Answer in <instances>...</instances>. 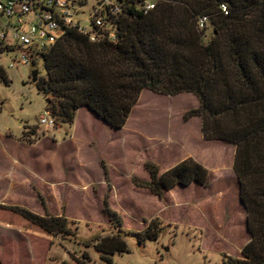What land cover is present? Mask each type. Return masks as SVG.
<instances>
[{"label":"rangeland","instance_id":"rangeland-1","mask_svg":"<svg viewBox=\"0 0 264 264\" xmlns=\"http://www.w3.org/2000/svg\"><path fill=\"white\" fill-rule=\"evenodd\" d=\"M93 3L75 16L85 27ZM211 30L208 24L206 37ZM13 55L0 54V264H221L224 256L242 257L251 234L233 171L235 146L203 136L201 118L187 115L198 107L195 95L144 89L119 129L86 107L71 125L60 124L31 81L34 69L36 79L45 75L42 61L9 67ZM44 112L54 117L53 128L37 125ZM186 158L207 170L206 186H174L158 197L138 185L149 181L145 161L161 174ZM36 190L51 214L73 222L74 238L47 235L4 207L43 215ZM105 198L121 218L127 252L107 255L97 245L118 233L102 213ZM146 229L161 231L139 243L137 233Z\"/></svg>","mask_w":264,"mask_h":264},{"label":"trees","instance_id":"trees-1","mask_svg":"<svg viewBox=\"0 0 264 264\" xmlns=\"http://www.w3.org/2000/svg\"><path fill=\"white\" fill-rule=\"evenodd\" d=\"M150 1L154 8L145 12L143 0H118L121 12L111 21L114 40L110 31L90 41L76 29L63 27L53 45L33 51L31 66L40 59L45 71L34 86L49 98L58 123L71 125L76 110L86 107L115 129L124 126L144 89L195 95L198 107L187 115L201 118L203 136L235 146L233 171L251 234L242 257L224 256L221 264H264V0ZM220 4L226 5L227 14L220 11ZM201 16H208L212 27L207 37L206 28H197ZM0 76L6 78L1 67ZM101 166L107 179L103 161ZM144 168L149 181L138 185L158 197L163 189L208 183L207 170L192 158L161 174L149 160ZM36 192L43 215L23 206L4 207L47 235L74 238L73 222L51 214L44 196ZM102 213L118 233L102 238L97 243L100 251L127 252L121 218L106 198ZM160 231L146 229L137 233V240H155Z\"/></svg>","mask_w":264,"mask_h":264},{"label":"built area","instance_id":"built-area-1","mask_svg":"<svg viewBox=\"0 0 264 264\" xmlns=\"http://www.w3.org/2000/svg\"><path fill=\"white\" fill-rule=\"evenodd\" d=\"M87 1L81 4L80 0H0V54H14L8 66H31L33 51L53 45L63 27L76 29L90 41H96L110 31L111 40H114L111 21L121 12L118 0H93L84 19L89 27H85L75 16ZM141 8L146 12L154 8V3L143 0ZM219 9L223 14L228 12L225 4H220ZM208 22V16L199 17L197 28H206ZM55 123L54 117L44 112L37 125L47 129L53 128Z\"/></svg>","mask_w":264,"mask_h":264},{"label":"water","instance_id":"water-1","mask_svg":"<svg viewBox=\"0 0 264 264\" xmlns=\"http://www.w3.org/2000/svg\"><path fill=\"white\" fill-rule=\"evenodd\" d=\"M36 74H37V70L36 69L31 71V81L33 83L36 81ZM46 102H48V99H46Z\"/></svg>","mask_w":264,"mask_h":264},{"label":"crops","instance_id":"crops-1","mask_svg":"<svg viewBox=\"0 0 264 264\" xmlns=\"http://www.w3.org/2000/svg\"><path fill=\"white\" fill-rule=\"evenodd\" d=\"M81 108V107H80ZM33 255L35 256V254L33 253Z\"/></svg>","mask_w":264,"mask_h":264}]
</instances>
